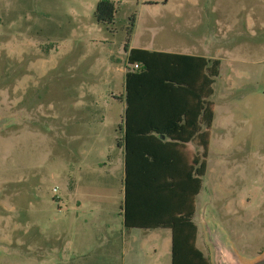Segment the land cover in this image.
Masks as SVG:
<instances>
[{
	"label": "rangeland",
	"instance_id": "obj_1",
	"mask_svg": "<svg viewBox=\"0 0 264 264\" xmlns=\"http://www.w3.org/2000/svg\"><path fill=\"white\" fill-rule=\"evenodd\" d=\"M98 1L0 0V264H123L131 47L220 60L196 243L210 259L204 212L250 261L264 250V0H110L108 24ZM155 234L146 264H171Z\"/></svg>",
	"mask_w": 264,
	"mask_h": 264
},
{
	"label": "trees",
	"instance_id": "obj_2",
	"mask_svg": "<svg viewBox=\"0 0 264 264\" xmlns=\"http://www.w3.org/2000/svg\"><path fill=\"white\" fill-rule=\"evenodd\" d=\"M114 12L113 2L99 0L94 18L108 24ZM126 51L118 139L124 146L123 225L170 229L171 264H211L197 246L194 215L207 172L214 118L210 97L220 60L134 47Z\"/></svg>",
	"mask_w": 264,
	"mask_h": 264
},
{
	"label": "crops",
	"instance_id": "obj_3",
	"mask_svg": "<svg viewBox=\"0 0 264 264\" xmlns=\"http://www.w3.org/2000/svg\"><path fill=\"white\" fill-rule=\"evenodd\" d=\"M179 53V52H177ZM187 54V53H183ZM196 55V54H192ZM210 58H214L210 55H202ZM214 121V118H213ZM213 125V122H212ZM212 128V127H211ZM189 149H192V144H188ZM118 150L120 153V163L123 169L124 177V146L118 144ZM81 203V202H80ZM118 232L121 234V247L123 253V264H146L145 257L146 252L144 251V245L147 240L154 239L153 232H156V236L159 237L160 241L165 238L164 244L170 242L171 246V231L168 228H158V229H143V228H125L123 225V218L120 223H118ZM108 234L109 243L106 245V250L111 253L113 248V243L117 242L115 237V232H117L116 227L111 228V224H108ZM155 264V263H152Z\"/></svg>",
	"mask_w": 264,
	"mask_h": 264
},
{
	"label": "water",
	"instance_id": "obj_4",
	"mask_svg": "<svg viewBox=\"0 0 264 264\" xmlns=\"http://www.w3.org/2000/svg\"><path fill=\"white\" fill-rule=\"evenodd\" d=\"M10 119L11 117L0 119V127L4 126ZM203 224L206 240L210 247L209 261L211 264H264V250L250 261H244L226 238L222 229L215 222H212L209 215H205L204 212Z\"/></svg>",
	"mask_w": 264,
	"mask_h": 264
},
{
	"label": "built area",
	"instance_id": "obj_5",
	"mask_svg": "<svg viewBox=\"0 0 264 264\" xmlns=\"http://www.w3.org/2000/svg\"><path fill=\"white\" fill-rule=\"evenodd\" d=\"M133 67H134V68H137V67H138V65L135 63V64L133 65Z\"/></svg>",
	"mask_w": 264,
	"mask_h": 264
}]
</instances>
